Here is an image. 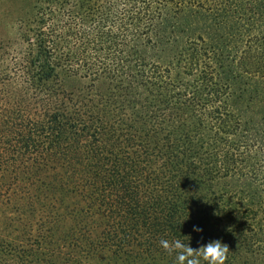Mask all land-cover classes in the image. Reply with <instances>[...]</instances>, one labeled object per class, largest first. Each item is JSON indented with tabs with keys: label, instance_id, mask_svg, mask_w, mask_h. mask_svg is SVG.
Listing matches in <instances>:
<instances>
[{
	"label": "trees",
	"instance_id": "1",
	"mask_svg": "<svg viewBox=\"0 0 264 264\" xmlns=\"http://www.w3.org/2000/svg\"><path fill=\"white\" fill-rule=\"evenodd\" d=\"M13 1L0 264H175L162 238L264 264L263 132L233 91L264 94V0Z\"/></svg>",
	"mask_w": 264,
	"mask_h": 264
},
{
	"label": "rangeland",
	"instance_id": "2",
	"mask_svg": "<svg viewBox=\"0 0 264 264\" xmlns=\"http://www.w3.org/2000/svg\"><path fill=\"white\" fill-rule=\"evenodd\" d=\"M13 0H0V12L4 13L3 16H7L6 19H11L10 12L13 10ZM7 33L6 28L0 27V35ZM85 83L78 79H67L63 83V88L69 92L74 91L77 88L84 86ZM233 91L236 96L240 97L238 106H242L245 111V119L250 120V128L252 133L257 135L260 131L263 132V178H264V94H263V78L262 80L243 78L242 80H236L233 84ZM42 261H51L50 263L59 264L56 259L50 260L43 257ZM39 260V259H38Z\"/></svg>",
	"mask_w": 264,
	"mask_h": 264
},
{
	"label": "clouds",
	"instance_id": "3",
	"mask_svg": "<svg viewBox=\"0 0 264 264\" xmlns=\"http://www.w3.org/2000/svg\"><path fill=\"white\" fill-rule=\"evenodd\" d=\"M193 231L201 232L202 229L193 226ZM159 245L168 254H174L175 264H225L229 252L227 245L219 240L210 241L197 249L181 238H162Z\"/></svg>",
	"mask_w": 264,
	"mask_h": 264
}]
</instances>
